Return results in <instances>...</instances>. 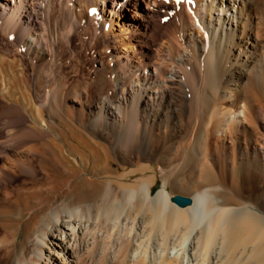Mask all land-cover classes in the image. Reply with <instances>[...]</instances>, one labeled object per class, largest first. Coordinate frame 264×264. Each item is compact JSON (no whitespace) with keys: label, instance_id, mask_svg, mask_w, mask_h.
<instances>
[{"label":"bare ground","instance_id":"bare-ground-1","mask_svg":"<svg viewBox=\"0 0 264 264\" xmlns=\"http://www.w3.org/2000/svg\"><path fill=\"white\" fill-rule=\"evenodd\" d=\"M0 264H264V0H0Z\"/></svg>","mask_w":264,"mask_h":264},{"label":"rangeland","instance_id":"rangeland-1","mask_svg":"<svg viewBox=\"0 0 264 264\" xmlns=\"http://www.w3.org/2000/svg\"><path fill=\"white\" fill-rule=\"evenodd\" d=\"M163 18L166 19L165 16H163ZM18 234H19V238H22V236H21V232H19Z\"/></svg>","mask_w":264,"mask_h":264},{"label":"snow or ice","instance_id":"snow-or-ice-1","mask_svg":"<svg viewBox=\"0 0 264 264\" xmlns=\"http://www.w3.org/2000/svg\"><path fill=\"white\" fill-rule=\"evenodd\" d=\"M177 2H179V0H177Z\"/></svg>","mask_w":264,"mask_h":264},{"label":"water","instance_id":"water-1","mask_svg":"<svg viewBox=\"0 0 264 264\" xmlns=\"http://www.w3.org/2000/svg\"><path fill=\"white\" fill-rule=\"evenodd\" d=\"M181 202H183L182 200H180Z\"/></svg>","mask_w":264,"mask_h":264}]
</instances>
